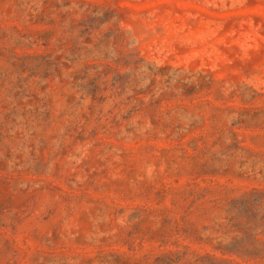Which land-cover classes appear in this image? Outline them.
<instances>
[{"label": "rangeland", "instance_id": "obj_1", "mask_svg": "<svg viewBox=\"0 0 264 264\" xmlns=\"http://www.w3.org/2000/svg\"><path fill=\"white\" fill-rule=\"evenodd\" d=\"M0 264H264V0H0Z\"/></svg>", "mask_w": 264, "mask_h": 264}]
</instances>
